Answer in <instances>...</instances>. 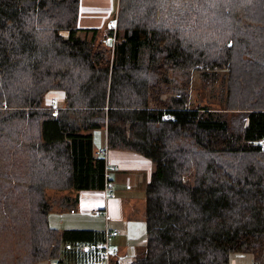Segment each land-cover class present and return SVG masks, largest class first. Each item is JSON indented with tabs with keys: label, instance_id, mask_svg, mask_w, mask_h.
<instances>
[{
	"label": "trees",
	"instance_id": "1",
	"mask_svg": "<svg viewBox=\"0 0 264 264\" xmlns=\"http://www.w3.org/2000/svg\"><path fill=\"white\" fill-rule=\"evenodd\" d=\"M80 12L0 0V264H264V0H119L110 44ZM113 149L154 168L135 258L107 263L110 228L52 227L48 190L112 188Z\"/></svg>",
	"mask_w": 264,
	"mask_h": 264
},
{
	"label": "rangeland",
	"instance_id": "2",
	"mask_svg": "<svg viewBox=\"0 0 264 264\" xmlns=\"http://www.w3.org/2000/svg\"><path fill=\"white\" fill-rule=\"evenodd\" d=\"M115 3V2H114ZM113 3V5H114ZM118 8V4L115 5L113 10ZM114 15V14H113ZM114 20V16L110 19ZM108 24L103 26L100 29L98 40H103L105 43V39L103 37L108 33ZM194 74V81L191 86L192 92V101L191 106L197 105H207L213 109H221L222 105L220 101L217 99V91L218 89L212 88V86L204 87L200 84L198 77ZM212 89V90H211ZM49 102L47 103L50 106H63L64 101L62 100L61 92H57L56 94H50ZM56 97L58 99L57 103L52 104L51 99ZM94 133V146L95 151L99 152L104 147V131L103 129L95 130ZM115 150V149H113ZM124 151V150H119ZM131 152V151H130ZM154 166V165H153ZM110 168V167H109ZM115 168V169H114ZM114 168L109 169V174L111 175V179L114 182V187L110 193H114V195L110 194L112 199V203L116 206L117 217L112 215L109 210L105 211L102 209L95 210H82L77 202L74 201L72 191L74 190H65V191H56V190H48V196L51 204H53V210L49 214L50 225L54 228H58L60 230L65 229H105V227L94 228V225L100 226L101 223L104 222L105 226V217L106 221L109 222L111 218H114L111 222V227L118 226L121 221V218L126 220L128 218L140 219L141 215L145 218V195H146V184L147 178L146 171H140L131 168H122L121 166H115ZM90 190H83L80 192H86ZM132 195L133 197L139 198L137 201L134 199L128 198ZM66 198H71V200H67ZM67 208V209H65ZM98 210V212H96ZM75 212V214H72ZM125 215V216H124ZM125 224V223H124ZM118 229H110V232ZM119 233L116 235L118 236ZM116 236L110 237L111 248H116L117 253L115 255H108L109 262L113 260V258H120L126 253H123L119 246L124 245V240L126 237L122 234L119 237ZM120 249V250H119ZM114 251V250H113ZM136 251L138 249H132L133 253L132 258H135ZM114 253V252H113ZM138 253V252H137ZM117 256V257H116ZM122 258V257H121ZM231 264H258L256 259V254L253 252L247 253H235L231 256Z\"/></svg>",
	"mask_w": 264,
	"mask_h": 264
},
{
	"label": "crops",
	"instance_id": "3",
	"mask_svg": "<svg viewBox=\"0 0 264 264\" xmlns=\"http://www.w3.org/2000/svg\"><path fill=\"white\" fill-rule=\"evenodd\" d=\"M81 1V12L79 18V26L84 28H102L103 26L108 24V30H110V19L114 16V20H118V12H119V0H80ZM115 2V3H114ZM114 3V5H113ZM118 4V8L113 10L115 5ZM114 14V15H113ZM60 97H64V93ZM106 146V134H104V147ZM106 158L108 163V176L111 179V175L109 174V169L114 168L115 166H121L122 168H131L140 171L148 172L146 174L147 182L149 183L152 172H153V163L147 157L130 151H119V150H107ZM110 167V168H109ZM115 169V168H114ZM112 189L114 187V182L111 179ZM147 183V184H148ZM146 184V186H147ZM111 189V190H112ZM83 191V190H82ZM110 194L114 195V193H110L109 190H90L86 192H77L72 191V195L74 201L77 202V205L80 206L82 210H109L112 215L117 217L116 206L112 203V199L115 197H111ZM128 198L134 199L137 201L139 198L133 197L132 195ZM145 207H146V198H145ZM67 209V208H65ZM72 213V212H71ZM72 214H75L73 212ZM125 216V215H124ZM140 219L128 218L124 220L121 218L118 226L111 227V222L114 218H111V222L106 221L105 217V226L104 222L101 223L100 226L94 225V228L105 227L106 230L108 228L118 229L120 235L124 234L126 239L124 240V245L119 246L124 254L123 258L132 257L134 252H131L132 249H136L140 246V242L145 232V218L143 215L140 216ZM125 223V224H124ZM101 230V229H96ZM119 249V250H120ZM136 253V252H135ZM131 259H127L130 261Z\"/></svg>",
	"mask_w": 264,
	"mask_h": 264
},
{
	"label": "built area",
	"instance_id": "4",
	"mask_svg": "<svg viewBox=\"0 0 264 264\" xmlns=\"http://www.w3.org/2000/svg\"><path fill=\"white\" fill-rule=\"evenodd\" d=\"M117 26H118V20H117V19L111 21V23H110V30H112V31L114 32V35H113V37L109 36V37H107V38L105 39L106 44H110L112 41L115 42V37H116V34H117ZM111 46H112V44H111ZM112 47H113V46H112ZM51 101H52V103H55V99H52ZM110 189H111L110 186H108V187L106 188V190H109V191H110ZM96 212H98V210H97ZM108 231H109V230H108ZM117 234H118V231H117V230H114L113 232H110V231L107 232V236H108V237L116 236ZM103 246L106 248V251L103 250V251L100 253V256H101V258H100V262L103 261V260H105V259H107V263H109L108 255H109V254L111 255L114 251L111 250L109 247H107V244H105V245H103Z\"/></svg>",
	"mask_w": 264,
	"mask_h": 264
},
{
	"label": "bare ground",
	"instance_id": "5",
	"mask_svg": "<svg viewBox=\"0 0 264 264\" xmlns=\"http://www.w3.org/2000/svg\"><path fill=\"white\" fill-rule=\"evenodd\" d=\"M117 41V40H116Z\"/></svg>",
	"mask_w": 264,
	"mask_h": 264
}]
</instances>
